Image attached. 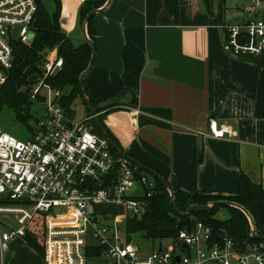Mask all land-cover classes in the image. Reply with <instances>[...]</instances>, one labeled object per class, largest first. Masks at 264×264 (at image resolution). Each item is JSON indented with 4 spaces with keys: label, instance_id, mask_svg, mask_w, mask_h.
I'll return each instance as SVG.
<instances>
[{
    "label": "crops",
    "instance_id": "crops-1",
    "mask_svg": "<svg viewBox=\"0 0 264 264\" xmlns=\"http://www.w3.org/2000/svg\"><path fill=\"white\" fill-rule=\"evenodd\" d=\"M84 1L62 0V27L76 45L86 41L79 25ZM253 10L243 8L242 19L230 22L213 0H111L94 15L89 97L97 105L114 96L122 105L137 99L136 108L108 113L104 122L144 173L203 195H237L241 174L264 188V69L223 50L224 24ZM211 121L228 132L215 137ZM164 240L147 251L137 245L140 255L165 249ZM0 264L45 260L25 236H15L0 249Z\"/></svg>",
    "mask_w": 264,
    "mask_h": 264
},
{
    "label": "built area",
    "instance_id": "built-area-1",
    "mask_svg": "<svg viewBox=\"0 0 264 264\" xmlns=\"http://www.w3.org/2000/svg\"><path fill=\"white\" fill-rule=\"evenodd\" d=\"M253 1L255 8L247 19L224 24L226 53L247 56L264 51V0ZM37 10L36 0H0V86L14 66V41L33 42ZM63 65L58 49L49 51L41 65L44 77L30 89L31 98L43 108L30 138L20 140L0 130V214H14L19 224L17 230L0 234L1 251L15 236H25L36 214L44 213L45 264H264V240L245 251L228 238L210 244L212 228L197 220L192 231L179 232L184 256L162 249L142 257L138 246L127 240L126 222L147 211L154 182L139 164L111 152L109 141L94 131L93 116L76 122L67 113L64 92L45 81ZM210 130L215 137L228 132L215 121ZM137 183L143 192L131 195ZM104 205L124 211L100 210ZM55 208L72 219L70 226L59 225L61 218L47 222ZM90 245L101 250L89 256ZM103 255L110 262L92 261Z\"/></svg>",
    "mask_w": 264,
    "mask_h": 264
},
{
    "label": "trees",
    "instance_id": "trees-1",
    "mask_svg": "<svg viewBox=\"0 0 264 264\" xmlns=\"http://www.w3.org/2000/svg\"><path fill=\"white\" fill-rule=\"evenodd\" d=\"M48 1L54 3L52 12L48 9ZM36 2L38 6L34 21L36 35L30 45L19 40L14 41V66L6 83L0 86V113L5 107L11 109L16 119L26 124L31 135L38 120L32 113L33 101L30 96V88L44 77L41 65L48 52L57 48L64 59L62 69L48 76L45 81L53 88L64 92L62 104L70 116L73 115L71 107L75 99L82 96L86 100L79 77L88 67L92 55V47L87 41L76 45L72 37L62 27V0H36ZM106 2L107 0H85L79 11V25L83 27L88 13L93 9L103 7ZM87 31L90 39L96 43L97 31L94 27V16L91 17L87 25ZM240 58L256 64L259 69H264V51L259 55L240 56ZM28 85V90H21L22 87ZM92 103L107 134L120 147L118 140L106 126L104 118L113 111L136 108L137 99H132L124 104L125 106L116 96L100 105L93 101ZM89 111L91 115L90 106ZM90 122L94 126V131L100 136H104L96 120L93 118ZM110 149L116 157L120 156L111 144ZM201 159V155L197 157L195 168ZM140 171L144 172L141 165ZM153 178V195L148 198L147 211L143 215L127 219L128 241L132 240V234L140 232L149 239H171L176 242L180 231L193 230V220L201 221L212 228L210 244L222 243L224 238H228L240 251H245L249 244L262 241V239H256L252 236L250 219L237 207H227L229 211L227 219L217 218L216 214L221 208L220 206L200 213H191L186 217L180 216L172 205L171 194L168 189L158 178L154 176ZM165 179L168 180V177ZM169 183L174 190L177 205L181 211H186L192 204H207L217 200L233 201L249 211L255 221L257 234L264 236V188L262 185L253 182L246 174H241L239 193L233 196L203 195L196 187L190 191H185L174 187L170 181ZM45 227L46 214L38 213L25 235L27 243L43 255ZM100 250V247L90 245L88 255H94Z\"/></svg>",
    "mask_w": 264,
    "mask_h": 264
},
{
    "label": "rangeland",
    "instance_id": "rangeland-1",
    "mask_svg": "<svg viewBox=\"0 0 264 264\" xmlns=\"http://www.w3.org/2000/svg\"><path fill=\"white\" fill-rule=\"evenodd\" d=\"M213 1L215 2V4L220 3V7L224 8L225 10V17L230 22L240 21L242 19L241 13H242L243 8L245 9L249 8L251 10L255 8L253 0H213ZM47 6H48V9L52 12L54 9V3L51 1H48ZM28 88H29V85L22 87L21 90L25 91V90H28ZM31 100L33 101L32 113L38 119L43 115L42 105L39 104L33 98H31ZM71 109L73 112L72 116L76 122L85 120L87 116L90 115L89 104L86 102V100L82 96H78L75 99ZM0 130L20 140H27L31 136V133L28 130V127L26 126V124L17 120L14 112L7 107H5L0 113ZM148 179L149 181H153V178L151 175H148ZM137 188L139 190L141 189V186L139 183H137ZM139 192L142 193L143 192L142 189ZM105 208H108L109 213H113V212L118 213V212L124 211L123 207L121 206L113 207V205L100 206L99 209L105 210ZM216 216L219 219H227L229 217L228 208L221 207L218 210ZM59 218H61L60 222H58L59 225H65V226L71 225L70 223L72 219L70 217H67L65 215V212L61 208H55L50 213H48L47 222L49 224L56 223L59 220ZM18 227H19V224L14 214H0V234H2L5 230L6 231L17 230ZM131 238H132V241L136 245L140 246L143 251L152 249V247L154 246L156 247L158 243L157 242L158 240L149 239L145 237L143 233H140V232L132 234ZM90 241L95 243V241L92 239H90ZM164 245L166 246L165 247L166 250L177 252L178 254L182 256H184L186 253L185 250H183L180 247V245H177L173 240H170V239L164 240ZM92 261L96 263L110 262V260H108L104 255L99 258H94Z\"/></svg>",
    "mask_w": 264,
    "mask_h": 264
},
{
    "label": "water",
    "instance_id": "water-1",
    "mask_svg": "<svg viewBox=\"0 0 264 264\" xmlns=\"http://www.w3.org/2000/svg\"><path fill=\"white\" fill-rule=\"evenodd\" d=\"M110 2H111V0H107L106 4L103 6V8H96V9L91 10L88 13V15L85 18V21L83 23V30H84L86 41L92 47V55H91V59H90V62L88 64V67L81 73V75L79 77V80H80V83L82 85V89L84 91V95H85V98L87 100V103L90 106L91 114L94 117V119L96 120L97 124L99 125L101 131L103 132L104 137L119 152L120 155L128 157L126 154H124V152L121 150V148L115 143V141L107 134L103 124L101 123V121H100V119L98 117V113L96 112V110H95V108L93 106V103H92V101H91V99L89 97V93H88V90H87V87H86V83H85L86 76L88 75V73L92 69L94 61H95V56H96V44L90 39V37L88 35L87 25H88L91 17L94 16L96 13L100 12L101 10L105 9V7L110 4ZM128 158H130V157H128ZM151 173H152V175L155 178H158L160 181H162L163 184L165 185V187L168 189V191L171 194L172 205H173L174 209L176 210V212L180 216L186 217V216H188L191 213H200V212L208 211V210H211V209H213L215 207H218V206H220V207H237V208L241 209L248 216V218L250 219V223H251L252 231H253L252 232V236L254 238H256V239L264 240V236H259L257 234L255 221H254L253 217L251 216V214L249 213V211L247 209H245L239 203H236V202H233V201H229V200H217V201L209 202L207 204H192L186 211L183 212V211H181L179 209V207L177 205V200H176L175 195H174V190H173L171 184L169 183V181L166 180L163 176L157 174V172H155L153 170H151ZM192 225H193V228L196 227V220L192 221ZM221 233H224V232H221ZM183 246L184 247H188L186 244H183ZM162 249L163 248L160 247L159 251H161Z\"/></svg>",
    "mask_w": 264,
    "mask_h": 264
}]
</instances>
